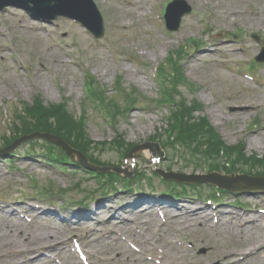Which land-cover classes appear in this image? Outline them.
<instances>
[{
  "label": "rangeland",
  "instance_id": "obj_1",
  "mask_svg": "<svg viewBox=\"0 0 264 264\" xmlns=\"http://www.w3.org/2000/svg\"><path fill=\"white\" fill-rule=\"evenodd\" d=\"M94 1L104 18L105 30L100 39L64 18L51 23L40 22L18 7H6L0 13V147L9 145L15 138L13 134L21 131L13 117L23 103H31L37 96L46 104L65 102L75 120L85 118L82 125L85 135L81 142L87 141L90 146L93 153L90 151L89 156L111 168L124 165V171L132 174L130 179L126 177L127 182L136 185L133 189L125 187L121 185L125 177L113 176L117 183L105 190L106 185L101 184V187L97 178L61 160L59 152L56 153L61 158L57 159L63 163H49L41 145H30L36 143L30 141L11 154H0V225L20 221L36 235L43 234L42 230H61L65 245L71 244L70 238H81L88 256L86 264H153L146 260V255L153 259L158 256L153 245L165 249L180 264L189 261L264 264V255L260 256L264 254V215L254 211L264 210V195L225 192L218 203H214L216 205H210L206 197H199L198 191L207 196L212 189L206 184L195 185V199L188 195L179 200L191 202L184 203L188 208L182 216L190 221L189 217L198 216L193 213L194 209L202 210L199 215L217 212L220 219L227 220V226H214L211 221L207 224L198 217L196 223L184 227L171 219L162 225L173 210L162 212L164 218L141 210L154 202L151 189L159 194L166 191V186L152 170L170 168L175 172L203 175L206 169H197L186 159L183 161L182 147L174 148L171 142L159 164L150 163L148 150L137 151L131 156L135 167L130 169L132 158L122 164L124 157L107 144L117 139L126 150V147L149 142L153 136H164L170 113L159 103L163 85L164 91L175 88L174 99L168 96L170 103L195 102V110L190 109L192 121L186 124L188 129L195 132L202 118H208L209 121L204 119L206 129L211 127L223 144H243L244 158L253 153L264 156V63L255 65L254 69L245 64L264 47V0H184L192 7V12L183 18L176 32L166 30L163 18L165 7L172 0ZM185 46L187 48L179 51L183 54L177 58L176 52ZM157 65L159 74L155 77ZM244 72L256 76L263 82L262 87L245 79ZM177 79L184 84L177 83ZM89 82L106 94L101 98L103 108L110 112L111 107L110 113L115 118L111 122L87 101ZM124 89L127 93L133 89L139 101L129 103L134 97H127ZM107 95H111L110 103ZM147 100L151 102L150 107ZM115 103L122 109L118 114L110 106ZM231 107L243 110L231 112ZM173 136L176 140L174 133ZM164 139L157 138L161 143ZM173 144L176 145V141ZM63 166L66 169H62ZM61 193H65L64 196ZM40 205L49 212H37L35 209ZM207 205L219 209L212 211ZM97 206L96 220H78V224H72L82 217L75 212ZM93 209L88 212L90 215ZM24 211L39 217L28 224L18 218ZM57 212L63 214L67 222H62ZM247 214L252 224L256 223L254 228H248L259 231L260 245H252L254 249L245 244L244 236L235 240L229 230L235 226L245 233V229L239 228L250 222L242 217ZM236 215L240 223L231 222ZM121 217L127 222L121 224ZM66 223L71 227L64 228ZM84 223L87 224L82 225ZM91 226H96L98 232H88ZM135 227H140L143 234L138 235ZM190 244L192 248L186 247ZM41 252L58 257L50 249L43 248ZM219 252L227 254L219 257ZM240 257L247 260L238 263ZM42 260L41 264H53L45 257ZM0 264L13 262L4 259Z\"/></svg>",
  "mask_w": 264,
  "mask_h": 264
},
{
  "label": "bare ground",
  "instance_id": "obj_2",
  "mask_svg": "<svg viewBox=\"0 0 264 264\" xmlns=\"http://www.w3.org/2000/svg\"><path fill=\"white\" fill-rule=\"evenodd\" d=\"M127 73H129V71H127ZM200 211L202 210L200 209ZM170 216L173 221L180 226H185L189 223H196L194 216H192V220L190 221L187 217L181 218V216H177L176 214ZM9 218L10 220H12V215H10ZM238 222L240 223V221ZM223 225L225 228L227 225L226 222H223ZM254 225L252 226L253 228ZM229 230H231L230 234L233 235L235 240H238L240 236H244L243 239L245 241V244L247 246H250V248L252 249L255 248L252 245H260L258 244L260 241L258 236V229H254L255 231H251L252 228H245L246 231L244 233L242 231H238L235 226H231ZM41 232L43 234L36 235V233L29 230L28 227L24 226L20 221L8 222L3 225L1 224L0 250L4 251L0 252V260L5 259L7 260V262H13V264H41L43 262V256H39V253L41 249L45 248L57 252L61 264H70L65 260L66 252L63 251V245L65 243L63 239H65V235L61 233V230H58L57 232H48L47 230H42ZM255 240H257L256 243ZM226 254L227 252H219V257H224ZM260 256H262V254H260ZM246 260L247 258H240V260L237 262L242 263ZM46 264L49 263L46 262Z\"/></svg>",
  "mask_w": 264,
  "mask_h": 264
},
{
  "label": "water",
  "instance_id": "obj_3",
  "mask_svg": "<svg viewBox=\"0 0 264 264\" xmlns=\"http://www.w3.org/2000/svg\"><path fill=\"white\" fill-rule=\"evenodd\" d=\"M0 1H2V0H0ZM51 2H54L55 4L52 6L50 4ZM87 2L84 0H82V1L81 0H18L16 2H14V0H10V1L2 4L0 6V9L6 5L16 4L18 6H21L23 4V6L25 5V7L29 11H31L35 15L42 16V17H45V13L53 11L52 15L49 16L50 19H52V18L54 19L57 15H65V16H68L71 18L78 19L87 28L91 29L93 31V33L100 36L101 35V32H99V31H101L100 20L96 23L94 11H93L91 5ZM29 3H31L33 7H30ZM175 5L176 4H174L172 6V8L170 6L168 15L166 16L168 28L170 30H176L178 28L180 18L183 16L184 13H186L185 9L180 10ZM98 25H99V28H98ZM41 137H43L44 139H46L50 142L56 143V144L61 143V141L59 139L54 138V137H50L49 135H42ZM23 140H25V138L21 139L20 141H17L10 148V150L12 151L13 149H15ZM62 145L64 146L65 150L67 151V153L69 155L76 154L78 156L77 160L80 163L91 168V166L88 165L86 159L80 153H78L77 151L69 149L67 146H65V144H62ZM145 148H148L152 151L157 152V146H153L150 143L143 144L142 146H139V147L135 148L134 150L135 151L136 150H142ZM154 154L157 155L156 153H154ZM102 171H104V170H102ZM166 177L169 179H175L178 181H188L191 183L195 182L196 180L203 179V178H195V177H186V176H182L179 174L178 175L168 174V175H166ZM223 180H228V178H220V177H217L216 175H213L212 178H209L206 181L211 183V184H215L219 187H222V188H230L226 183H224ZM248 180H250V179H248ZM250 182H253V181H250ZM263 185H264V183H263ZM251 186L263 188L262 185H257L254 183H252Z\"/></svg>",
  "mask_w": 264,
  "mask_h": 264
},
{
  "label": "trees",
  "instance_id": "obj_4",
  "mask_svg": "<svg viewBox=\"0 0 264 264\" xmlns=\"http://www.w3.org/2000/svg\"><path fill=\"white\" fill-rule=\"evenodd\" d=\"M38 102V101H36ZM34 106L35 109L32 111L30 110L29 112L35 116V118H39V120H48V117L47 115L49 114L50 115V118L53 119L57 122V125H58V129H61V127H67L68 126V129H72L73 131L76 130V133H77V136L73 138L72 135H75V132H70L67 130V128L65 129V132L60 130L61 132V135L67 140L70 142V144L79 149V150H82V152L85 151L86 148L89 147L88 144H84V142H80V140L82 141L83 140V128H82V124L80 125L78 122L75 123V121H73V117H71L69 115V113L67 112L66 110V107L65 105H54V106H49L48 109L46 108H43L42 106L39 105V103L35 104ZM187 116V115H186ZM184 118V117H183ZM191 121V119H190ZM186 125V123H185ZM205 122L202 121L200 123V126H197L196 127V130L195 132L191 130V135L190 136H183L184 139L188 140V141H195V148H196V144H198V146H201V145H204L203 143H206V145L208 146V137L211 139V140H215L214 139V136L211 137L210 135V131L206 132V127H205ZM78 128V129H76ZM26 133H28L26 131ZM209 134V136H208ZM74 139V140H73ZM205 140L204 142L202 141ZM87 142V141H86ZM216 146H209L210 148H212V155H217L219 156V153L221 152V149H223V147L219 146L220 144L219 143H215Z\"/></svg>",
  "mask_w": 264,
  "mask_h": 264
}]
</instances>
